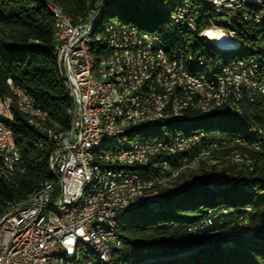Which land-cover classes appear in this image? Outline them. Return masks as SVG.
<instances>
[{
    "label": "bare ground",
    "instance_id": "1",
    "mask_svg": "<svg viewBox=\"0 0 264 264\" xmlns=\"http://www.w3.org/2000/svg\"><path fill=\"white\" fill-rule=\"evenodd\" d=\"M83 1L85 2L87 12L73 16L67 13L62 6L54 3L53 0H44V5L54 18L53 47L56 46L59 17H63L68 23H72L73 26H83L85 21L89 18H94L96 15L95 20L90 25V41L87 42L86 46V63L90 69L91 76L93 78H102V76L106 75L100 80V95L110 96V86H115V92L126 94L129 97L128 106H130V109H134L133 112L129 113V117L123 118V115L126 114V106H118L116 109V104H109V114H115L116 118L108 117V124L110 127H114V131L123 132V138L106 136L99 139L95 144L96 155H107L113 151L131 152L141 150L144 145H150L157 141L158 138L151 137L150 129L160 123L181 121L187 115L193 113L210 115L222 109L227 111L230 104L231 108L240 114L243 106L255 104L252 100H248L246 95L241 93L240 90H232V96H230L228 87L224 86V82L220 78V73H216L209 67L200 66L195 63V50H198L201 55L211 56V62L219 63L220 65H246L254 63V57L257 56L243 55L244 49L240 38L239 42H234L222 34L221 30L215 29L210 25H204L202 34L215 42L210 45V42L204 36H195L194 38L191 26L181 25L177 22L176 17L181 15L182 10H200L202 12L199 5H203L211 9L202 13L204 15V22L214 24L215 10L212 6V0H107L103 5L102 3L105 0ZM114 3L136 4L140 8L148 5L165 12V28L167 33L181 47H172L167 50L163 47L162 36L159 32L144 30L137 25L123 22L120 18H112L107 22H102L105 17L106 6ZM167 4L168 6H164ZM100 5L102 6L99 9ZM226 13H229V6H220L219 14ZM244 17L246 20H253L256 24L260 21V24L264 25V1H246L244 3ZM112 33L116 48H122L121 52H114L113 54V63L116 68H112L111 65H103L102 60V53H107L108 51L106 40L108 39V35ZM153 38L155 41H159V49L168 51L170 61L176 64V71H184L185 74H172L169 76V59L156 58L157 44L153 41ZM195 45L198 48H195ZM54 52L59 74L64 80L66 91L72 103V107L69 110V128L65 133L55 135L47 128L48 113L36 107L34 99L28 94L27 90L18 86H10V82L12 81L8 80L7 84L10 93L0 97V127L4 133L12 134L14 145L16 144L13 132L7 123L8 120H12L14 117L13 108L24 114L30 125L41 132L47 133L49 140L64 139L74 128L76 96L71 92L67 72L64 69V62L55 50ZM255 68L259 72H264V60L255 61ZM191 80L195 81V83H192ZM203 85L208 86V91L205 92ZM32 107H35V109ZM228 113L237 115L235 112ZM198 134L203 133L198 132L192 136L180 138L169 136L159 140L169 142L171 149H179V156L182 153H188L187 148H189V141L182 139H188ZM250 136L255 140L245 143L243 141L245 139L239 137L233 142L235 146L234 150H230L227 156L216 159V163L220 162V160L224 161V169L219 171V175H224V178L216 181L221 183H238L249 180L245 178V180L238 181L236 175L232 173L231 168L253 170L254 167L250 154L248 151H244V149L255 153H264V130H256ZM227 145L224 142V144H215L212 148H204L203 146L199 148V141H196L194 143V150H198L197 148H199L198 157L189 164H186L188 163V158L183 157L180 164L186 165L171 170L170 175L135 184L131 195L120 193V196L105 198L106 207L118 206L122 201L134 204L125 209L117 218L113 219L115 235L123 239L119 231L121 226L134 211L142 206H146L148 210H152L155 213L166 211V206L162 205V203L170 197L167 196L169 194L199 187H207L210 190L220 189V186H212L213 188H211V186L206 185L209 180L207 178L202 181L196 179L188 186H179L174 189L169 188L168 184L172 180L177 179L179 174L191 164L203 162L207 167H210L208 164L213 162L211 158L213 152L225 148ZM36 146H42V140H38ZM15 153L16 161L21 162L22 168L14 165V158L12 156L0 151V178L8 183H12L15 177L25 172L22 155L17 146H15ZM131 161L137 167L135 169V177L147 176L141 175L139 171L140 169L150 170V165H147V163H152V175H159L160 173L159 163H154L153 149L143 148V154H131ZM50 163L51 155L49 158V173L54 176V180L41 183L24 201L9 206L0 214V224L2 217L10 214L14 210V206L15 208H30L36 205L39 197H47L51 194L53 184L57 181V173L50 166ZM169 163L170 155H163L162 164ZM175 164L176 157H172V165ZM112 166L114 168H123V160L112 159ZM96 170L97 163L88 164V174H95ZM232 176L235 178H231ZM97 188H99L98 178L89 179L83 187L82 192H78L76 195L77 206H86V211H95V204H91V202L96 195ZM245 188L250 190V185L245 184ZM162 196L165 197L156 198ZM148 197L156 199L141 202V200ZM42 215L43 218L63 216V208L56 205L44 206L42 207ZM110 236H113V229L99 231L100 242L106 243L111 248L110 262L100 252L99 245L90 243L89 236L86 235L74 236L71 241L70 252L65 255L53 253L51 255V262L76 264L83 261L84 253H90L92 256L86 257V260L91 261L92 264H95V262H99L100 264H118L115 261L114 255L123 246L119 238H110ZM240 237L247 238L244 236ZM80 246L85 247L84 250H80ZM161 247H163V244H156L152 249ZM143 252L148 253V249L143 248ZM129 261L132 262V259ZM147 262L144 261L139 264Z\"/></svg>",
    "mask_w": 264,
    "mask_h": 264
},
{
    "label": "trees",
    "instance_id": "2",
    "mask_svg": "<svg viewBox=\"0 0 264 264\" xmlns=\"http://www.w3.org/2000/svg\"><path fill=\"white\" fill-rule=\"evenodd\" d=\"M53 1L73 16L87 12L83 0ZM199 6L202 13L211 10ZM112 18H120L147 31L159 32L167 50L179 46L165 28L166 13L156 7L108 4L102 22ZM204 27L202 25V29ZM238 28L243 55L264 56V25L249 19ZM53 44L54 18L44 0H0V97L10 93L8 80L27 90L36 107L48 113L47 128L59 135L69 128L72 103L59 74ZM195 48L198 47L195 45ZM13 113V119L7 123L22 155L25 172L15 177L12 183L0 178V214L12 204L24 201L41 183L54 180L49 173L52 141L47 133L30 125L26 116L16 108H13ZM256 130H264V111L252 104L243 106L237 115L224 109L210 115L189 114L181 121L155 125L150 129V135L165 139L169 136L189 137L202 132L207 144H228L212 154L214 157H225L235 149L233 142L237 138L254 141L250 134ZM38 140H42L40 147L36 146ZM199 146L204 147V142L199 141ZM199 148L194 150L195 153ZM244 151L250 154L253 170H231L238 181L251 179L245 180L249 181L250 190L245 188V184L216 190L207 187L186 189L163 201L166 211L155 213L146 206L140 207L119 230L125 244L115 252V261L118 264L144 261H148L145 264H264V153ZM188 155L186 152L176 157L175 165ZM198 166L204 167L203 162H199ZM139 171L143 176L150 172L146 169ZM202 173L195 175L194 179ZM191 174L196 173L193 171ZM184 175L181 174L179 180ZM225 211L226 214L223 213ZM208 219L211 224L198 234L189 231ZM224 226H227V231L243 234L253 241L231 234L218 235L217 232ZM156 244H163V247L152 249ZM143 248L148 249V253L143 252ZM189 252V255L179 257ZM89 256L92 254H86V257Z\"/></svg>",
    "mask_w": 264,
    "mask_h": 264
},
{
    "label": "built area",
    "instance_id": "3",
    "mask_svg": "<svg viewBox=\"0 0 264 264\" xmlns=\"http://www.w3.org/2000/svg\"><path fill=\"white\" fill-rule=\"evenodd\" d=\"M246 1L253 0H212V6L215 10L214 24L204 22V15L200 10H182L181 15L176 17L177 22L181 25L191 26L193 37L204 36L210 45L215 42L202 34V25H210L219 29L229 40L239 42L240 31L238 26L246 21L244 17V3ZM106 2L107 0L102 5ZM164 6H168V4ZM220 6H229V13L219 14ZM95 16L85 21L83 26H73L63 17H59L58 36L56 46L53 48L64 62L71 92L76 96L74 128L66 138L51 140L53 150L50 166L57 173V181L53 184L51 194L47 197H39L36 205L30 208H15L14 206V210L10 214L2 217L0 224V264H59L51 262V255L53 253H62V255L69 253L72 238L78 235L89 236L90 243L99 245L100 252L110 262L111 248L106 243L100 242L99 231L113 229V236L110 238H119L115 235L113 219L134 204L122 201L118 206L106 207L105 198L120 196V193L131 195L135 184L163 178L170 175L171 170L189 164L198 157V153L194 151L196 141H203L204 148H212L215 144H224V142L207 144L205 134L182 139L189 141V148H187L188 163L172 165V157H178L179 149H171L169 142H164L158 138L155 143L144 145L143 148L153 149L154 163H159L160 173L159 175H152V163H147L150 165V174L146 177H135L137 167L131 161V154L141 155L143 148L131 152L113 151L107 155H96L95 144L99 139L106 136L123 138V132L114 131V127H110L108 124V117L116 118L115 114H109V104H116V109L118 106H126V114L123 115V118L129 117V113L133 112L134 109H130L128 106L129 97L126 94L115 92V86H110V96L100 95V80L106 75L102 78L91 76L86 63V46L87 42L90 41L89 30ZM258 24L262 25L260 21ZM153 41L157 44L156 58L169 59V76L185 74L184 71H176V64L170 61L168 51L159 49V41H155L154 38ZM106 44H108V51L102 53L103 65H111L112 68H116L113 63V54L114 52H121L122 48H116L113 33L108 35ZM257 60H264V56L254 57V63L251 64L220 65L211 62V56L201 55L198 50H195V63L220 73V78L224 82V86L228 87L230 96H232V90H240L248 100H252L264 111V72H259L255 68V61ZM10 86L15 85L10 82ZM203 86L205 92L208 91V86ZM32 108L35 109V107ZM226 112L239 114L231 108V104ZM243 141L248 143L246 140ZM15 146L12 134L4 133L0 127V151L12 156L14 165L22 168L21 162L16 161ZM163 155H170L169 164H162ZM112 159H122L123 168H114ZM89 163H97L95 174H88ZM91 178H98L99 188L96 189V195L91 202V204H95V211H86V206H77L76 195L78 192H82L86 182ZM249 181L226 184L227 186L234 184L250 185ZM221 184L225 183L209 178L206 185L216 187L221 186ZM163 197L165 196L156 198ZM156 198H144L141 202ZM48 205L61 206L63 216L43 218L42 207ZM223 213L226 214L227 212ZM210 224V219H208L206 222L189 229V231L192 234H198ZM120 240L124 246L125 239ZM250 240L253 239L250 238ZM76 264H92V262L86 260V253H84L83 261Z\"/></svg>",
    "mask_w": 264,
    "mask_h": 264
},
{
    "label": "rangeland",
    "instance_id": "4",
    "mask_svg": "<svg viewBox=\"0 0 264 264\" xmlns=\"http://www.w3.org/2000/svg\"><path fill=\"white\" fill-rule=\"evenodd\" d=\"M212 163H209L208 165L210 167H207V165L204 164V167H201V166H198L199 165V162H197L196 164H191L189 167H187L185 170H183L181 172V174H185L180 180V176L181 174H179V177L177 179H174L172 180L169 184H168V187L171 188V189H174L176 187H183V186H188L190 185L193 181H195L196 179H198L199 181H202L203 179L207 178H214V180H220V179H223L224 175H219V171L220 170H223L224 169V161L220 160V162L216 163V159H221V157L217 156V157H214L212 156ZM209 169V170H208ZM195 172L196 174H191V172ZM203 172V173H202ZM198 173H202V175L198 178H195L194 179V176L197 175L198 176ZM219 175V176H218ZM234 176H232L231 178H233ZM235 178V177H234ZM233 178V179H234ZM179 180V181H178ZM226 180V179H225ZM251 180V179H249ZM229 181V180H227ZM231 182V181H229ZM211 188H213L211 186ZM220 188H227V184L225 182V184H221ZM221 231H218L217 234L218 235H227V234H231L235 237H240V236H244L243 234H239V233H233L234 231H227V226H224V229H220ZM246 237V236H244ZM242 238V237H240ZM244 239V238H243ZM246 240H250V238H245ZM253 241V240H252ZM85 247H81L80 246V250H84Z\"/></svg>",
    "mask_w": 264,
    "mask_h": 264
},
{
    "label": "water",
    "instance_id": "5",
    "mask_svg": "<svg viewBox=\"0 0 264 264\" xmlns=\"http://www.w3.org/2000/svg\"><path fill=\"white\" fill-rule=\"evenodd\" d=\"M191 252H189V253H186V254H183V255H181V256H179V257H182V256H186V255H189Z\"/></svg>",
    "mask_w": 264,
    "mask_h": 264
}]
</instances>
